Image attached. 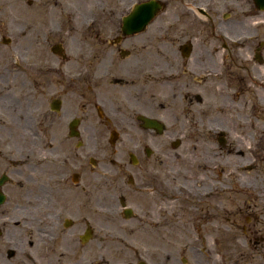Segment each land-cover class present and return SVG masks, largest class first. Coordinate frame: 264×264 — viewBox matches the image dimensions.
Instances as JSON below:
<instances>
[{"label": "flooded vegetation", "instance_id": "obj_1", "mask_svg": "<svg viewBox=\"0 0 264 264\" xmlns=\"http://www.w3.org/2000/svg\"><path fill=\"white\" fill-rule=\"evenodd\" d=\"M0 264H264V0H0Z\"/></svg>", "mask_w": 264, "mask_h": 264}, {"label": "rangeland", "instance_id": "obj_2", "mask_svg": "<svg viewBox=\"0 0 264 264\" xmlns=\"http://www.w3.org/2000/svg\"><path fill=\"white\" fill-rule=\"evenodd\" d=\"M217 122V121H215ZM203 134H199L198 136H202ZM205 135V134H204ZM212 139H210V142L207 141V139L204 141L203 139H199V142H204L205 145H202L205 148L200 147L199 144H197L196 148L193 150L194 153L190 155V157H194L193 160H195V165L192 167L194 168V173H200V174H205L207 172H215L220 169V160L221 158H229V159H234L236 158L235 151L234 149L230 152L226 151L225 148H223L221 145L218 144L217 136L210 134ZM237 137V132H233L228 134V140L231 143V141H235V138ZM208 147V148H207ZM242 149L244 150V154L247 152L246 151V145L242 146ZM181 151L187 152L185 148H182ZM234 151V152H233ZM248 155V154H247ZM246 156V155H244ZM213 159L216 158L217 162L216 165H209L208 169L206 167L199 166L197 163L201 161V159ZM194 162V161H193ZM219 164V165H218ZM227 172L229 173V170L227 169Z\"/></svg>", "mask_w": 264, "mask_h": 264}]
</instances>
